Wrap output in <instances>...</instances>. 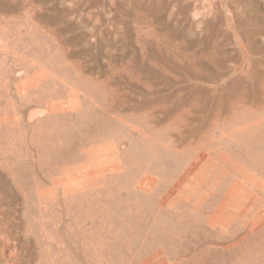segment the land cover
<instances>
[{"label":"rangeland","instance_id":"1","mask_svg":"<svg viewBox=\"0 0 264 264\" xmlns=\"http://www.w3.org/2000/svg\"><path fill=\"white\" fill-rule=\"evenodd\" d=\"M5 19L0 264H264V83L214 124L209 80L215 48L264 80V0H0Z\"/></svg>","mask_w":264,"mask_h":264},{"label":"bare ground","instance_id":"2","mask_svg":"<svg viewBox=\"0 0 264 264\" xmlns=\"http://www.w3.org/2000/svg\"><path fill=\"white\" fill-rule=\"evenodd\" d=\"M19 4V3H18ZM20 9V8H19ZM7 19H5V20H0V22H2L3 24H2V26H1V31L2 32H5V28H6V24H7V21H6ZM21 22H22V13L18 10V14L16 15V18H15V20H14V23H15V25L17 26V27H19L20 25H21ZM7 29V28H6ZM5 34V33H4ZM261 34V33H260ZM193 42V41H192ZM198 42V41H197ZM182 43H184V42H182ZM195 43V42H194ZM201 43V42H200ZM214 43V42H213ZM173 45V44H172ZM198 45H200L199 43H198ZM213 45V44H212ZM175 46V45H174ZM173 46V47H174ZM180 46V45H179ZM193 46V45H192ZM188 47V46H187ZM199 47V46H198ZM218 47V46H217ZM168 48V47H167ZM188 48H190V46L188 47ZM192 48V47H191ZM197 48V47H196ZM200 48V47H199ZM161 49V48H160ZM172 49V48H171ZM180 49H181V47H180ZM195 50V49H194ZM194 50H192V51H194ZM197 50V49H196ZM212 50V49H211ZM221 50V49H220ZM220 50H218V49H214L213 51H214V54H212V53H209L208 55H210V54H212V55H214V75L213 74H211V75H213L214 77H211V78H209V80H211V81H213L214 82V91H215V93H216V95H215V93H214V95H215V97H214V102H215V105H216V108H215V112L213 113L214 114V124H217L219 121H221V120H225V119H227L228 117L227 116H224V117H222L223 116V113L224 112H231V111H234V110H236L237 108H239L240 107V105L242 104V103H244L245 101H246V99H248V87L249 86H251V89L254 91L255 90V87L257 88V85H263V83H264V80H261L260 81V83H259V80L260 79H258V78H255L254 76H255V74L254 75H252L251 73L250 74H248V76H234V74L237 72V71H239V69L238 68H236L235 67V65L233 66V65H229V62L231 63H235V62H237L238 61V59H239V57H235L236 55H234V57H231V55L229 56V54L228 55H225L224 53H222L221 55H219V52H220ZM155 51L157 52L158 50H156L155 49ZM159 51H162V50H159ZM158 51V52H159ZM165 51V50H164ZM168 51H171V50H167V52ZM178 51H179V49H178ZM177 51V52H178ZM191 51V50H190ZM224 51V50H223ZM202 52V51H201ZM252 52H256V53H259V54H261V58H260V60L262 59V58H264V46L262 47V46H260V47H254V49H252ZM128 53V52H127ZM155 53V52H154ZM164 53H166V52H164ZM181 53H183V52H181ZM180 53V54H181ZM205 53H206V51H205ZM131 54V53H130ZM129 54V55H130ZM134 54V53H133ZM149 54V53H148ZM171 54V53H170ZM178 54V53H177ZM189 54V53H188ZM192 54V53H191ZM190 54V55H191ZM201 54V53H200ZM203 54H204V52H203ZM203 54H201L202 56H203ZM152 55L153 56H155L153 53H152ZM157 55V54H156ZM162 55V54H161ZM175 55V54H174ZM194 55H196V54H194ZM205 55V54H204ZM211 55V56H212ZM132 56V55H131ZM135 56V55H134ZM139 56V55H138ZM170 56V55H169ZM183 56H184V53H183ZM199 56V55H198ZM197 56V57H198ZM207 56V55H206ZM205 56V58H207ZM233 56V55H232ZM163 57H165L164 55H163ZM167 57V56H166ZM171 57H173V56H171ZM177 57V56H176ZM185 57V56H184ZM191 57V56H190ZM190 57H188V58H190ZM132 58V57H131ZM155 58H156V56H155ZM154 58V59H155ZM170 58V57H169ZM187 58V57H186ZM193 58V57H192ZM200 58V57H199ZM210 58V57H209ZM134 59V58H133ZM157 59V58H156ZM155 59V61H158V60H156ZM177 59V58H176ZM198 59V58H197ZM202 59V58H201ZM149 60H152V62H153V59H149ZM183 60V59H182ZM185 60L186 59H184V63H185ZM191 60V59H190ZM203 60V59H202ZM205 60V59H204ZM209 60V59H208ZM210 60H211V58H210ZM213 60V59H212ZM146 61V60H145ZM168 61H169V59H168ZM170 61H173L172 59L170 60ZM169 61V62H170ZM193 61V60H192ZM195 61H199V60H195ZM144 62V61H143ZM168 62V63H169ZM176 62H178V61H176ZM187 62V61H186ZM194 62V61H193ZM196 62V63H197ZM159 62H157V64H158ZM161 63V62H160ZM165 63H166V61H165ZM174 63V62H173ZM172 63V64H173ZM195 63V62H194ZM195 63V64H196ZM199 63V62H198ZM213 63V62H212ZM259 62L258 61H255V62H253L252 64H253V70L257 67V64H258ZM138 64V63H137ZM171 64V63H170ZM181 64H182V62H181ZM187 64H188V62H187ZM191 64V63H190ZM251 64V65H252ZM204 65V64H203ZM202 65V66H203ZM135 66V65H134ZM143 66V65H142ZM178 66V65H177ZM180 66V65H179ZM178 66V67H179ZM192 66V65H191ZM195 66V65H194ZM201 66V65H200ZM205 66V65H204ZM157 67V66H156ZM160 67V66H159ZM159 67H157V68H159ZM164 67H166V66H164ZM180 67H182V66H180ZM185 67V66H184ZM183 67V68H184ZM196 67V66H195ZM198 68H199V65L197 66ZM196 67V68H197ZM132 68V67H131ZM135 68V67H134ZM136 68H137V66H136ZM145 68H146V66H145ZM156 68V69H157ZM163 68V67H162ZM161 68V69H162ZM195 68V69H196ZM206 68H207V66H206ZM151 69V68H150ZM181 70H182V68H180ZM194 69V68H193ZM202 69V68H201ZM200 69V70H201ZM207 69H209V68H207ZM125 70V69H124ZM159 70V69H158ZM164 70V69H163ZM183 70H187V69H183ZM189 70V69H188ZM191 70V69H190ZM155 71V70H154ZM160 71H162V70H160ZM199 71V70H198ZM202 71V70H201ZM201 71H199V72H201ZM205 71V70H204ZM209 71H212L211 69L209 70ZM132 72V71H131ZM140 72V71H139ZM152 72H153V70H152ZM157 72V71H156ZM156 72H154V73H156ZM164 72V71H163ZM162 72V73H163ZM190 72V71H189ZM193 72V71H192ZM147 73V72H146ZM191 73V72H190ZM194 73V72H193ZM209 73V72H208ZM213 73V72H212ZM144 74V73H143ZM200 74V73H199ZM149 75V74H148ZM158 75V74H157ZM156 75V76H157ZM164 75V74H163ZM205 75H207V74H205ZM165 76V75H164ZM190 76H191V74H190ZM194 76V77H193ZM192 77L193 78H198L197 76H195V74L193 75ZM209 76V75H208ZM158 77V76H157ZM150 78V77H149ZM161 78V77H160ZM202 78H204V76H202ZM257 79V81H256V84H254V82H252L251 80L252 79ZM159 79V78H158ZM167 79V78H166ZM198 79H200V77L198 78ZM205 79H207V78H205ZM152 80H154V81H156V78L155 79H153L152 78ZM148 81H149V79H148ZM160 81V80H159ZM162 81V80H161ZM167 81V80H166ZM202 81V80H201ZM205 81V80H204ZM206 81H208V80H206ZM205 81V82H206ZM151 82H153V81H151ZM169 82V81H168ZM252 82V83H251ZM165 83V82H164ZM207 83V82H206ZM209 83V82H208ZM212 83V82H211ZM152 84H154V83H152ZM166 84V83H165ZM200 84V83H199ZM167 85V84H166ZM194 85V84H193ZM190 86H192L191 84H190ZM189 86V87H190ZM197 86V85H196ZM195 86V87H196ZM199 86V85H198ZM200 88H201V86H199ZM205 87H207V86H205ZM209 87H212V85L210 86L209 85ZM208 87V88H209ZM191 88V87H190ZM193 88V87H192ZM206 89V88H205ZM191 90V89H190ZM193 91H194V89H192ZM191 90V91H192ZM197 90V89H196ZM204 90V89H203ZM208 90V89H207ZM211 91V90H210ZM197 92V91H196ZM199 93H200V95H203L202 94V92H200V91H198ZM204 92H207V91H204ZM191 93V92H190ZM194 93V92H193ZM207 93H209V92H207ZM212 93V94H213ZM158 94V93H157ZM195 94V93H194ZM196 95H198V94H196ZM199 95V96H200ZM171 96V95H170ZM199 96H198V98H199ZM162 97H164V96H162ZM166 97V96H165ZM164 97V98H165ZM193 97V96H192ZM201 97V96H200ZM195 98V97H194ZM153 99V98H152ZM153 100H156V99H153ZM153 100H152V102H153ZM189 100H191V99H189ZM194 100V99H193ZM148 101V100H147ZM196 101H197V99H196ZM195 101V102H196ZM150 102V101H149ZM151 102V103H152ZM214 104V103H213ZM242 106V105H241ZM212 114V115H213ZM225 114H227V113H225ZM228 116H229V114H228ZM231 117V116H230ZM228 119H230V118H228ZM209 122V121H208ZM213 122V121H212ZM203 124H205L206 125V123H203ZM202 124V125H203ZM211 127V126H210ZM213 129V128H212ZM208 130V129H207ZM214 130V129H213Z\"/></svg>","mask_w":264,"mask_h":264}]
</instances>
